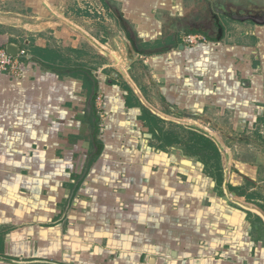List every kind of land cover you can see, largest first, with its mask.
I'll return each mask as SVG.
<instances>
[{
	"label": "crops",
	"instance_id": "0c3cea01",
	"mask_svg": "<svg viewBox=\"0 0 264 264\" xmlns=\"http://www.w3.org/2000/svg\"><path fill=\"white\" fill-rule=\"evenodd\" d=\"M222 1L0 0V264H264V21Z\"/></svg>",
	"mask_w": 264,
	"mask_h": 264
},
{
	"label": "flooded vegetation",
	"instance_id": "af4514ba",
	"mask_svg": "<svg viewBox=\"0 0 264 264\" xmlns=\"http://www.w3.org/2000/svg\"><path fill=\"white\" fill-rule=\"evenodd\" d=\"M216 7L210 9L209 18L207 19L203 29L212 31L216 34L214 29L213 12H218L220 17L231 22L234 20H249L247 18H254L257 21L264 20V0H228L226 3L216 2Z\"/></svg>",
	"mask_w": 264,
	"mask_h": 264
},
{
	"label": "built area",
	"instance_id": "2783aa9c",
	"mask_svg": "<svg viewBox=\"0 0 264 264\" xmlns=\"http://www.w3.org/2000/svg\"><path fill=\"white\" fill-rule=\"evenodd\" d=\"M205 37L202 35H196L186 33L183 35V42L187 45H194L200 40H204ZM25 55V51L19 49L15 56H12L6 52L5 46L0 44V73H6L12 77L19 78L21 71L23 70V63L21 57ZM103 99L100 95L96 96L97 106L100 107ZM101 116V115H100ZM100 130H103L102 124H100Z\"/></svg>",
	"mask_w": 264,
	"mask_h": 264
},
{
	"label": "water",
	"instance_id": "95a60500",
	"mask_svg": "<svg viewBox=\"0 0 264 264\" xmlns=\"http://www.w3.org/2000/svg\"><path fill=\"white\" fill-rule=\"evenodd\" d=\"M212 18L214 20V26H215V28L217 30L216 35H215V38L218 39V40H220L222 38L223 34H224V29H225L224 28V24L221 21L220 14L218 12H213V17ZM247 19H249V20H251L253 22L254 21H257L254 18H247ZM242 20H244V19H242ZM205 32H207V30H205ZM5 49H6V52L8 54H10L12 56H15L18 53V51H19V46L16 45V44H13V43H7L5 45ZM147 135H148L147 138H149L151 136L149 133ZM247 209H249V211L256 212L259 215V217L264 220V217H263V215L261 214L260 211H257V210L255 211L254 209L248 208V207H247Z\"/></svg>",
	"mask_w": 264,
	"mask_h": 264
},
{
	"label": "trees",
	"instance_id": "16d2710c",
	"mask_svg": "<svg viewBox=\"0 0 264 264\" xmlns=\"http://www.w3.org/2000/svg\"><path fill=\"white\" fill-rule=\"evenodd\" d=\"M109 10L111 11V13H113L118 21H119V24L120 26L122 27V29L125 31V33L127 34L129 40L131 41V44L133 46V48L136 50V51H140L141 50V45L142 43H140L138 41V39L135 37V35L133 34L131 28H130V22L120 13V12H114V10L112 8L109 7ZM204 138V139H203ZM201 139L203 140H207V138L205 137L204 134H201Z\"/></svg>",
	"mask_w": 264,
	"mask_h": 264
},
{
	"label": "rangeland",
	"instance_id": "374dc122",
	"mask_svg": "<svg viewBox=\"0 0 264 264\" xmlns=\"http://www.w3.org/2000/svg\"><path fill=\"white\" fill-rule=\"evenodd\" d=\"M90 13V12H89ZM85 14V13H84ZM99 16V15H98ZM101 16V18H103L104 17V15H100ZM222 20V22H224V24H226L228 21H225V19L223 18V19H221ZM226 22V23H225Z\"/></svg>",
	"mask_w": 264,
	"mask_h": 264
}]
</instances>
